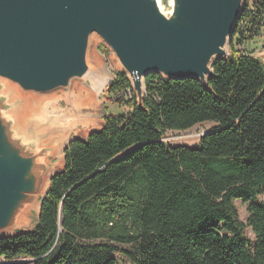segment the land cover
<instances>
[{
	"label": "trees",
	"instance_id": "obj_1",
	"mask_svg": "<svg viewBox=\"0 0 264 264\" xmlns=\"http://www.w3.org/2000/svg\"><path fill=\"white\" fill-rule=\"evenodd\" d=\"M263 34L264 0H246L230 47ZM213 68L207 86L149 74L143 106L134 93L72 141L34 228L0 239L3 264H264V64L232 48ZM108 91L133 88L119 71ZM204 122L217 126L197 146L164 140Z\"/></svg>",
	"mask_w": 264,
	"mask_h": 264
},
{
	"label": "water",
	"instance_id": "obj_2",
	"mask_svg": "<svg viewBox=\"0 0 264 264\" xmlns=\"http://www.w3.org/2000/svg\"><path fill=\"white\" fill-rule=\"evenodd\" d=\"M245 7L246 0H0V239L30 230L59 172L57 155L85 139L65 110L37 104L75 80L97 81L94 35L143 106L151 73L207 86Z\"/></svg>",
	"mask_w": 264,
	"mask_h": 264
},
{
	"label": "rangeland",
	"instance_id": "obj_3",
	"mask_svg": "<svg viewBox=\"0 0 264 264\" xmlns=\"http://www.w3.org/2000/svg\"><path fill=\"white\" fill-rule=\"evenodd\" d=\"M233 46L234 47H229L230 52L232 48L244 50L243 46L239 48V43L237 42H235ZM245 49L251 52L264 64V34L247 41ZM89 54L91 62L99 69L101 74V78L96 83L87 84L83 81L75 80L69 91L61 89L49 94H44L41 96L42 101L37 104L38 107L41 108L48 103H55L58 109L65 110L68 119L75 120L77 124L75 134L82 136V138L88 137V134L92 130L100 128L106 115H118L131 109L129 91L126 95L119 94L120 99L123 97L122 103L108 91L109 83L116 77L117 72L122 71V69L114 53L98 35H94L92 39ZM103 78L109 82L103 81L105 84L102 83L101 79ZM134 93L136 94L133 88L132 94ZM216 126V123L204 122L183 131L168 130L164 136V140L171 145L197 146L201 137ZM56 167L58 170L64 168V153L62 151L57 155ZM259 200H264V197L260 196ZM235 204L238 208L240 219L246 223L249 215L248 203L246 204L242 202V200H236ZM37 220V215L33 216L26 225L27 229H33ZM246 233L250 238H254V234L250 227H247ZM121 247L132 252L135 251L134 247L131 245ZM114 256L118 264H134L125 254L115 253ZM16 261L25 262L26 260L18 259ZM6 262V260L0 258L1 264Z\"/></svg>",
	"mask_w": 264,
	"mask_h": 264
},
{
	"label": "built area",
	"instance_id": "obj_4",
	"mask_svg": "<svg viewBox=\"0 0 264 264\" xmlns=\"http://www.w3.org/2000/svg\"><path fill=\"white\" fill-rule=\"evenodd\" d=\"M242 46L244 47V50H245V45L243 43H239V48H242ZM240 50V49H239ZM129 94H130V97L132 96V93L131 91H129Z\"/></svg>",
	"mask_w": 264,
	"mask_h": 264
},
{
	"label": "bare ground",
	"instance_id": "obj_5",
	"mask_svg": "<svg viewBox=\"0 0 264 264\" xmlns=\"http://www.w3.org/2000/svg\"><path fill=\"white\" fill-rule=\"evenodd\" d=\"M100 78H101V76H99V77H98L97 81H98ZM101 80H102V83H104V82H107V81H108V80H106L105 78H103V79H101ZM109 80H110V79H109ZM97 81H96V82H97ZM103 81H104V82H103ZM96 82H95V83H96ZM108 82H109V81H108ZM104 84H105V83H104Z\"/></svg>",
	"mask_w": 264,
	"mask_h": 264
},
{
	"label": "crops",
	"instance_id": "obj_6",
	"mask_svg": "<svg viewBox=\"0 0 264 264\" xmlns=\"http://www.w3.org/2000/svg\"><path fill=\"white\" fill-rule=\"evenodd\" d=\"M103 124H104V121H103ZM103 124L100 126V128H102ZM100 128H98L97 130H99ZM96 130V129H95Z\"/></svg>",
	"mask_w": 264,
	"mask_h": 264
}]
</instances>
